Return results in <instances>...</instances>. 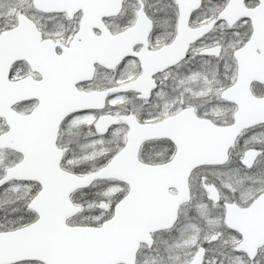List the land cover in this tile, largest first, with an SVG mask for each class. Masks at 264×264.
Instances as JSON below:
<instances>
[{
  "label": "snow or ice",
  "instance_id": "obj_1",
  "mask_svg": "<svg viewBox=\"0 0 264 264\" xmlns=\"http://www.w3.org/2000/svg\"><path fill=\"white\" fill-rule=\"evenodd\" d=\"M0 264H264V0H0Z\"/></svg>",
  "mask_w": 264,
  "mask_h": 264
}]
</instances>
